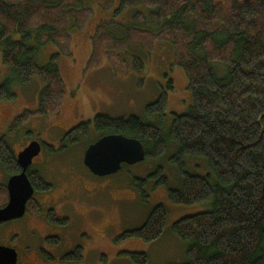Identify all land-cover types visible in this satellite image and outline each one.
<instances>
[{"label": "trees", "instance_id": "16d2710c", "mask_svg": "<svg viewBox=\"0 0 264 264\" xmlns=\"http://www.w3.org/2000/svg\"><path fill=\"white\" fill-rule=\"evenodd\" d=\"M82 1L0 0V50L3 64L9 68L0 84V103L16 96L15 84L29 85L34 79L43 83L36 108L19 113L12 129L25 127L36 116L48 119L61 114L68 95L61 59L73 55L69 28L83 30L93 14ZM112 2L106 0L103 5L115 15L141 7L133 19L155 24V29L139 27L135 43L142 49L151 52L156 39L173 45L174 64L184 69L193 102L186 113H174L166 134L160 125L135 115L98 114L64 134L58 150L105 131L140 139L146 159H159L170 143L176 144L172 158L183 181L180 188L169 189L170 201L190 205L212 200L213 206L172 224L173 233L187 243V261L173 264H264V0H120L116 8ZM114 26L127 27L115 19L97 26L86 70L99 66L104 54L117 55L105 48L113 41L108 29ZM51 45L57 51L48 63L40 64L42 50ZM137 63L141 69L143 64L136 59ZM215 63L226 69L223 76L216 74ZM114 66L117 70L124 67ZM167 106L164 91L146 111L162 123ZM41 145L51 154L57 151L48 143ZM187 156L206 158L215 181L210 175L188 172ZM0 164L9 177L21 171L17 152L6 137L0 138ZM149 178H156L157 185L167 184L162 167L147 178L135 177V183L143 189ZM30 179L40 192L53 187L40 172H31ZM3 186L0 206L8 197ZM28 212L37 214L39 210L29 204ZM167 219V208L159 204L140 227L125 231L117 241L157 240ZM121 255L137 264L149 261L145 252L123 251Z\"/></svg>", "mask_w": 264, "mask_h": 264}, {"label": "rangeland", "instance_id": "374dc122", "mask_svg": "<svg viewBox=\"0 0 264 264\" xmlns=\"http://www.w3.org/2000/svg\"><path fill=\"white\" fill-rule=\"evenodd\" d=\"M105 1L83 0V6L92 8L93 14L83 30L69 28L75 53L71 57L72 61L65 62L67 71L65 67L66 74H63V78L68 95L64 100L61 114L50 117L48 121L36 119L37 124L33 125L32 121L30 128L26 125L17 130L12 129L13 119L19 113L25 109L36 108L38 94L43 86L38 79H34L29 85L15 84L13 91L16 96L0 103V138L6 137L16 152L34 140L48 143L57 149L48 159L46 150H42L31 168L39 169L41 175L54 184L55 191L59 185L67 190L73 189L67 200L71 204H76L77 210L84 215L81 223L92 246L93 264H137L130 258L122 256L123 251L147 253L149 257L147 264L184 263L187 261V243L173 233L171 226L182 217L211 210L213 204L212 200L190 205L170 201L169 189L180 188L183 181L181 171L172 158L177 151L176 144L170 143L167 153L159 159H145L136 164H125L119 172L106 176L94 174L84 164L87 148L101 134L91 133L89 138L80 139L66 149L58 150L65 133L82 122L93 120L98 114L113 117L135 115L144 122L160 125L166 134L174 113H186L193 102L188 89V77L181 66L174 64L173 45L168 41L156 39L151 52H147L135 43L140 26L155 29V24L150 23L148 19L146 23H139L133 19L137 9L142 8L129 7L125 12L115 15L114 10L103 5ZM119 2L120 0H113V8H116ZM112 19L127 26L125 28L114 26L108 29L113 41L108 42L105 48L115 51L117 55L104 54L101 65L85 74L91 56L92 36L103 20ZM129 31L131 37H128ZM49 47L42 50L39 56L40 64L48 63L50 55L57 51L55 46ZM136 59L143 64L141 69H137L140 64H135ZM114 65L124 67L117 70ZM212 67L218 76H223L224 70L226 72L224 66L220 64H212ZM8 69L3 64L0 50V84L7 78ZM171 85L173 88H170ZM164 91L168 95V106L161 123L158 116L148 115L146 108ZM59 118L69 120V125L55 124ZM41 157L46 160L39 163ZM185 163L188 172L202 176L210 175L211 181H215V175L210 170L206 158L187 156ZM158 167L163 168L167 184L157 185L156 178H149L143 189L136 185L135 177L147 178ZM8 179L9 176L0 164V185L6 184ZM53 193L45 196L50 197ZM159 204L165 205L168 210L166 227L159 239L151 242L137 238L117 241L125 231L140 227L152 209ZM78 221L75 220L76 226H81ZM9 225L19 228L21 233L25 234L21 221Z\"/></svg>", "mask_w": 264, "mask_h": 264}, {"label": "flooded vegetation", "instance_id": "af4514ba", "mask_svg": "<svg viewBox=\"0 0 264 264\" xmlns=\"http://www.w3.org/2000/svg\"><path fill=\"white\" fill-rule=\"evenodd\" d=\"M97 133L101 134L98 139L104 135L116 134L110 131ZM42 150H44L43 146ZM50 154L46 153V159ZM37 157L33 159V163ZM46 159L41 157L38 162L42 163ZM31 166L27 170L29 179L31 172H40L39 169L31 168ZM31 183L34 187V194L27 202L24 216L0 222V245L16 251V264H93L91 260L92 246L87 240L88 235L81 223L84 215L77 210L76 204H71L67 200L73 189L67 190L59 185L55 191L56 187L50 182L53 186L52 189L40 192L32 181ZM7 184L8 181L6 184H2L4 190L7 191V202L0 208L6 206L9 201ZM49 193H53V195L46 197L45 195ZM29 204L39 210V213L28 212ZM76 219L79 220L78 223L81 226H76ZM19 221L22 222L24 235L19 228L9 225Z\"/></svg>", "mask_w": 264, "mask_h": 264}, {"label": "water", "instance_id": "95a60500", "mask_svg": "<svg viewBox=\"0 0 264 264\" xmlns=\"http://www.w3.org/2000/svg\"><path fill=\"white\" fill-rule=\"evenodd\" d=\"M42 150L41 142L32 141L17 154L20 173L8 179L9 201L0 208V222L21 218L26 212L34 187L27 174L33 159ZM146 159V147L136 138L124 134H108L93 142L84 154V164L96 175L106 176L119 172L123 164H136ZM14 249L0 245V264H16Z\"/></svg>", "mask_w": 264, "mask_h": 264}, {"label": "crops", "instance_id": "0c3cea01", "mask_svg": "<svg viewBox=\"0 0 264 264\" xmlns=\"http://www.w3.org/2000/svg\"><path fill=\"white\" fill-rule=\"evenodd\" d=\"M72 36V35H71ZM92 41V40H91ZM71 50H72V53H73V55H74V53H75V51H74V42H72L71 41ZM91 54H92V51H93V45L91 46ZM72 55V56H73ZM71 56V57H72ZM71 57H70V59H68V57H65V58H67V59H64L63 57V59H61V65H60V68H61V72H62V75L63 74H66L65 73V71H64V68L66 67V71H67V66H66V64H65V62H67V61H72L71 60ZM91 57V56H90ZM89 61V60H88ZM64 63V64H63ZM88 63V62H87ZM102 63V62H101ZM101 65V64H100ZM99 65V66H100ZM99 66H97V67H94V68H92V69H89V70H87L86 72H85V74H88L89 72H91L92 70H94V69H97ZM67 97V96H66ZM66 99V98H65ZM69 105H71V104H69ZM33 107H35V106H33ZM35 109V108H34ZM62 112V111H61ZM60 115V114H59ZM59 115H55V116H59ZM52 117V116H51ZM39 118H42L44 121H48L49 120V118L48 119H44L43 117H40V116H36V117H34V118H32L31 119V121L27 124L28 125V127L30 128V123L33 121V125H35V124H37L36 123V119H39ZM67 119H69V116H68V118ZM56 123H58L59 125H69L68 123H69V120H62L61 118H59L58 120H57V122H55V124ZM42 142V141H41Z\"/></svg>", "mask_w": 264, "mask_h": 264}]
</instances>
